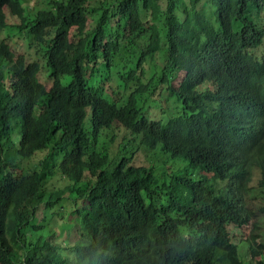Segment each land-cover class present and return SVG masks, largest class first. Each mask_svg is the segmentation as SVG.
<instances>
[{"label":"trees","instance_id":"trees-1","mask_svg":"<svg viewBox=\"0 0 264 264\" xmlns=\"http://www.w3.org/2000/svg\"><path fill=\"white\" fill-rule=\"evenodd\" d=\"M202 1H54L32 16L0 0V35L20 19L53 80L0 39V264H244L229 231L256 227L254 167L264 187V0H208L212 18ZM113 67L105 90L96 77ZM160 96L176 113L136 130L148 107L165 111ZM142 151L162 159L140 164ZM61 211L69 249L38 225Z\"/></svg>","mask_w":264,"mask_h":264},{"label":"rangeland","instance_id":"rangeland-1","mask_svg":"<svg viewBox=\"0 0 264 264\" xmlns=\"http://www.w3.org/2000/svg\"><path fill=\"white\" fill-rule=\"evenodd\" d=\"M27 5L29 7V14L34 16L37 11L47 8L48 3L50 0H26ZM186 2V0H184ZM199 11L203 13L206 17L212 18V7L211 3L208 0L202 1L198 5ZM261 17L264 19V14L261 15ZM20 24V19L13 18L9 21V26L4 30V32L0 35V39L4 42H7L9 46L12 49V55L18 56L20 54H27V41L24 37H19L17 28V25ZM158 28L160 27V24L157 26V39H162L160 30ZM72 35H75L76 29H73ZM61 33V32H59ZM33 53H36V50H31ZM41 55L46 51L45 47L41 45L39 49H37ZM29 58L32 59V57L29 56ZM162 55L158 54L157 57L150 58L147 63L144 65V70L146 72L145 78L149 79L151 77V72L156 70L157 68L161 66L162 63ZM119 68L113 67L110 71L102 70L100 73V76H97V80H104L106 82L105 90H108L110 86L109 80H112L113 83L119 82L118 78V72ZM176 77L178 80H180L183 76L182 72H175ZM41 81L46 85V87H51L52 80L50 79L49 75L47 74L46 70L40 75ZM71 81L70 77H65L63 80V83L69 84ZM120 84V83H119ZM160 101L163 103L165 107V111L161 110L159 108H151L148 107V113H145L144 119L139 122L135 129L141 130L145 125L148 123L150 119H158L162 117L163 113L166 112V114H175L177 105L176 103L170 99L166 100L165 96H160ZM114 136H119L117 139V142L115 145H118L119 142L123 139V136H125V132L121 129L120 133L115 134L113 131L110 133V138L113 139ZM130 137V136H128ZM103 144V143H102ZM160 159H162L159 156H155L154 153H150L147 151H142L140 155L137 157V162L140 164H149L152 162H159ZM36 162L33 161L30 163V170L32 171L33 168L36 166ZM169 165L166 166V170L168 169ZM171 169V167H169ZM258 170L254 169L253 175H252V187L253 190L250 193V196L247 197V205L250 207V209L255 213V221H256V227L255 228H241L238 229L236 226L232 227L230 230V238L232 244L236 245L239 249L240 245V251L242 254V257L249 261L251 260L252 256L250 254V250L247 247L246 243L253 237H257L259 242H264V214L262 213V210H264V190L260 187V176L257 175ZM62 212V211H61ZM53 220L50 221L49 218H44L38 221V225L40 223H44L45 227H47L50 231L56 232V239L60 241V243L63 245L64 248H71L75 244L76 240L78 239V234L74 232L73 229H70L69 226H71L72 219L71 216L65 212H62V214H57V216H54L52 218ZM187 234V232H186ZM33 240V239H32ZM239 243V245H238ZM245 261V263H248Z\"/></svg>","mask_w":264,"mask_h":264},{"label":"clouds","instance_id":"clouds-1","mask_svg":"<svg viewBox=\"0 0 264 264\" xmlns=\"http://www.w3.org/2000/svg\"><path fill=\"white\" fill-rule=\"evenodd\" d=\"M21 1H22V3H23L24 5H27V4H26V3H27L26 0H21ZM54 1L57 2V3L60 2V3H64V4H69V3L71 2V0H50L49 3H48V7H47V8L41 9V10H39V11H37V12H40V11L45 10V9H49V8L52 6L51 2H54ZM27 6H28V5H27ZM3 32H4V31H3ZM3 32H2V33H3ZM18 32H19V31H18ZM2 33H1V34H2ZM20 36L24 37L25 35L23 34V35H20ZM25 39H26V38H25ZM46 39H47V38H46ZM26 41H27V54H25V55L28 57V60H32V59L35 58V57L39 58L40 62L43 64V68H42V71H41V74H40V75H42V73L44 72V70H46V72L49 73L48 66H47L48 63L46 64V60H45V58H44V56L46 55V51L43 53V55H41V53H39V52L37 51V49H39V47H38V48H28L29 40L26 39ZM43 46H44L45 49L47 50V46H45V45H43ZM40 47H41V45H40ZM31 50H36V53H33ZM20 55H21V54H20ZM18 56H19V55H18ZM29 56L32 57V59L29 58ZM13 57L16 58V56H13ZM62 67H63V64L60 63V68H59V70H61ZM91 82H93V81H91ZM52 84H53V80H52ZM254 169H257V170H258L257 175L260 176V180L262 179L260 169H258L257 167H254V168L252 169V174H251V182H250V188H251V190H250V191L246 194V196H245L246 204H247V197L250 196V193H251V191L253 190V187H252V175H253V171H254ZM260 187H261V186H260ZM261 188H262V187H261ZM262 189L264 190V187H263ZM247 207L250 209V207H249L248 205H247ZM250 211H251V213H252V216L254 217V220H256V219H255V213H254L251 209H250ZM262 213L264 214V210H262ZM255 223H256V221H255ZM255 225H256V224H255ZM242 228H253V227L245 226V227H242ZM239 229H240V228H239ZM229 236H230V231H229ZM251 241H252V245H251V247L257 249L258 252H260V253H264V251H263V249H264V242H259L258 239H257V237H253V239L251 238V239L246 243V245H247L248 248H250ZM231 243H232V242H231ZM238 245H239V243H238ZM233 246H236V245L233 244ZM236 248H237V246H236ZM237 252H238V256H239V258L243 261L244 264H257L258 261H260V260H264V255H262L263 257H262V256H255V257H252L251 260H249V261L245 260V259L242 257V254H241V251H240V245H239V249L237 248ZM245 261H247L248 263H245Z\"/></svg>","mask_w":264,"mask_h":264}]
</instances>
